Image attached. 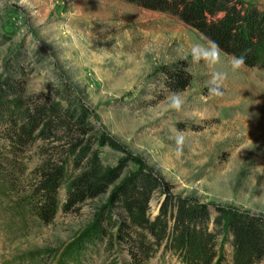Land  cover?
I'll use <instances>...</instances> for the list:
<instances>
[{
  "label": "rangeland",
  "instance_id": "obj_1",
  "mask_svg": "<svg viewBox=\"0 0 264 264\" xmlns=\"http://www.w3.org/2000/svg\"><path fill=\"white\" fill-rule=\"evenodd\" d=\"M242 1L264 10V0ZM208 40L176 16L124 0H0V87L12 77L25 96L45 92L64 104L71 93L114 143L94 147L103 166L117 173L104 194L77 210L63 208L62 188L49 223L19 205L16 190L0 177V264H131L130 243L117 238L113 249L104 241L88 245L77 252L79 262L69 253L114 193L142 172L161 181L150 201L152 218L167 206L173 224L180 201L197 204L207 212L203 226L215 234L210 264L232 260L231 235L217 225L219 216L234 209L264 218V68L244 60L233 71L237 56L220 48L217 67L228 79L223 96L209 97V70L183 58L193 43ZM182 61L191 82L172 90L164 68ZM174 92L185 101L180 112L167 109ZM181 131L186 139L177 157L173 137ZM21 161L30 172L41 162L38 148ZM111 204L115 219H122L125 211ZM121 228L118 222L115 236ZM143 264L187 263L164 243Z\"/></svg>",
  "mask_w": 264,
  "mask_h": 264
},
{
  "label": "trees",
  "instance_id": "obj_2",
  "mask_svg": "<svg viewBox=\"0 0 264 264\" xmlns=\"http://www.w3.org/2000/svg\"><path fill=\"white\" fill-rule=\"evenodd\" d=\"M124 1L176 16L216 41L225 52L242 55L250 65L264 68V10L250 8L242 0ZM186 68L183 61L164 68L165 85L172 90L184 89L192 79ZM5 84L0 87V177L16 190L19 205L49 223L60 208L62 188H66L63 208L67 211L77 210L88 199L104 194L117 173L103 166L94 143H114L96 128L89 109L71 93L64 104L49 99L45 92L25 96L24 85L12 77ZM25 102L29 103L26 107ZM35 147L41 162L28 172L21 158ZM126 185L114 193L111 201L120 205L125 215L115 219L112 204H107L96 223L70 246L69 254L76 262L77 252L85 251L88 245L104 241L113 249L115 238L130 243L133 264H143L164 243L167 249L179 251L187 264H210L214 260L215 234L203 226L208 220L206 211L197 204L180 201L173 224L167 206L152 218L150 201L161 186L159 178L142 172L139 179ZM223 213L227 216L224 221ZM223 213L217 225L231 235L233 247L232 260L225 264L264 261V218L234 209ZM118 222L122 224L121 233L115 236ZM131 229L135 237L129 233Z\"/></svg>",
  "mask_w": 264,
  "mask_h": 264
},
{
  "label": "clouds",
  "instance_id": "obj_3",
  "mask_svg": "<svg viewBox=\"0 0 264 264\" xmlns=\"http://www.w3.org/2000/svg\"><path fill=\"white\" fill-rule=\"evenodd\" d=\"M190 56L191 65H202L208 69V80H207V93L209 97H221L224 94L225 83L228 79V73L218 70V65L221 64V49L219 44L214 40H208L205 43H193L188 54L183 57L188 60ZM244 57L241 55L239 57H234L231 61V68L233 71L239 70L244 64ZM186 72L190 71L188 68L185 69ZM167 109L170 111L180 112L185 103L179 92H174L166 98ZM175 141V153L177 157L183 154V149L185 145V135L184 133L178 132L174 137Z\"/></svg>",
  "mask_w": 264,
  "mask_h": 264
}]
</instances>
